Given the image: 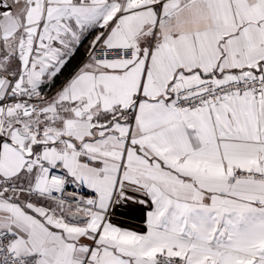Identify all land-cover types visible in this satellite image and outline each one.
<instances>
[{"label":"snow or ice","instance_id":"6c2138e0","mask_svg":"<svg viewBox=\"0 0 264 264\" xmlns=\"http://www.w3.org/2000/svg\"><path fill=\"white\" fill-rule=\"evenodd\" d=\"M0 264H264V0H0Z\"/></svg>","mask_w":264,"mask_h":264}]
</instances>
